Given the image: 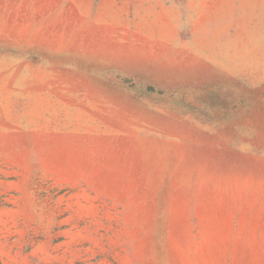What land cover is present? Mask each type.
Here are the masks:
<instances>
[{"label": "rangeland", "instance_id": "1", "mask_svg": "<svg viewBox=\"0 0 264 264\" xmlns=\"http://www.w3.org/2000/svg\"><path fill=\"white\" fill-rule=\"evenodd\" d=\"M0 264H264V0H0Z\"/></svg>", "mask_w": 264, "mask_h": 264}]
</instances>
